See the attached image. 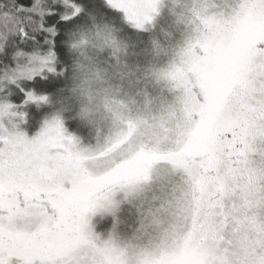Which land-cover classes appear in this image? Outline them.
I'll return each mask as SVG.
<instances>
[{
	"label": "snow or ice",
	"instance_id": "6c2138e0",
	"mask_svg": "<svg viewBox=\"0 0 264 264\" xmlns=\"http://www.w3.org/2000/svg\"><path fill=\"white\" fill-rule=\"evenodd\" d=\"M0 264H264V0H0Z\"/></svg>",
	"mask_w": 264,
	"mask_h": 264
}]
</instances>
